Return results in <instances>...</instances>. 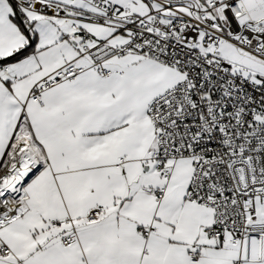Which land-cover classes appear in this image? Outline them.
<instances>
[{
    "label": "snow or ice",
    "instance_id": "obj_1",
    "mask_svg": "<svg viewBox=\"0 0 264 264\" xmlns=\"http://www.w3.org/2000/svg\"><path fill=\"white\" fill-rule=\"evenodd\" d=\"M0 264H264V0H0Z\"/></svg>",
    "mask_w": 264,
    "mask_h": 264
}]
</instances>
